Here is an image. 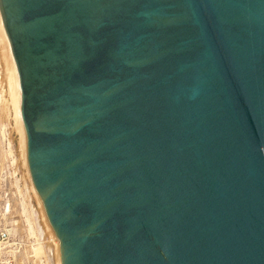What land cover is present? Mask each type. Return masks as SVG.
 Returning <instances> with one entry per match:
<instances>
[{
  "label": "water",
  "instance_id": "1",
  "mask_svg": "<svg viewBox=\"0 0 264 264\" xmlns=\"http://www.w3.org/2000/svg\"><path fill=\"white\" fill-rule=\"evenodd\" d=\"M0 15L61 264H264V0Z\"/></svg>",
  "mask_w": 264,
  "mask_h": 264
},
{
  "label": "rangeland",
  "instance_id": "2",
  "mask_svg": "<svg viewBox=\"0 0 264 264\" xmlns=\"http://www.w3.org/2000/svg\"><path fill=\"white\" fill-rule=\"evenodd\" d=\"M0 26V264H61L58 239L26 160L10 42L1 15Z\"/></svg>",
  "mask_w": 264,
  "mask_h": 264
},
{
  "label": "bare ground",
  "instance_id": "3",
  "mask_svg": "<svg viewBox=\"0 0 264 264\" xmlns=\"http://www.w3.org/2000/svg\"><path fill=\"white\" fill-rule=\"evenodd\" d=\"M2 24H3V23H2ZM0 27H1V26H0ZM3 28H4V27H3ZM16 94H17V92H16ZM18 114H19V117H20L19 104H18ZM20 120H21V118H20ZM33 186H34V184H33ZM34 188H35V186H34ZM35 191H36V189H35ZM36 193H37V191H36ZM37 195H38V193H37ZM38 196H39V195H38ZM39 247L41 248V246H39ZM35 250H36L35 254L37 253L36 256L39 255V254L41 255V249H39V248L37 247ZM42 251H43V250H42ZM43 252H44V251H43ZM43 252H42V253H43ZM51 254H52V253H51V250H50V258H52V255H51ZM40 255H39V256H40ZM42 256H43V254H42ZM39 259H40V258H39ZM60 263H61V260H60Z\"/></svg>",
  "mask_w": 264,
  "mask_h": 264
}]
</instances>
